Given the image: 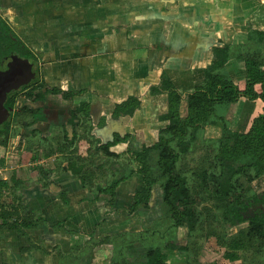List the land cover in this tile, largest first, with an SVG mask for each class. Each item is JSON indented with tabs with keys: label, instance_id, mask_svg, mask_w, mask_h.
<instances>
[{
	"label": "crops",
	"instance_id": "1",
	"mask_svg": "<svg viewBox=\"0 0 264 264\" xmlns=\"http://www.w3.org/2000/svg\"><path fill=\"white\" fill-rule=\"evenodd\" d=\"M0 11L41 62L48 89L75 93L70 100L48 95L40 105L48 119L21 125L12 147L0 146V188L13 193H6L2 209L17 210L24 217L42 216L45 222L26 233L36 244L43 241L48 253L59 242L72 248L92 234L95 239L114 235V225L122 228L120 233L128 232L126 220L114 223L107 196L95 203L90 191L118 176L121 168L137 171L133 153L159 140L167 125L162 117L168 112L169 96L152 88L164 75L182 93L181 114L186 116L185 98L205 83L215 49L227 48L221 73L235 85L246 81L247 55L264 61V0H0ZM255 88L262 90L261 84ZM131 97L140 102L134 114L118 113V106ZM84 104L88 115L78 114L74 127L73 112ZM216 109L219 123L207 125L201 133L206 141L222 136V123L234 132H248L263 113L264 101L241 97ZM73 135L74 144L67 143L66 136ZM116 138L120 141L110 150L120 157L112 159V171L110 159L98 147ZM12 158L18 164L9 178L10 168L4 163ZM73 162L85 165L87 186L69 168ZM139 182L138 177L121 182L116 202H134ZM153 200L154 195L150 207ZM93 212L102 214V232L99 223L87 231L85 216L89 220ZM60 223L64 226L58 227ZM92 253L90 264L111 262L110 245ZM51 256L34 249L18 232L0 229V264H60Z\"/></svg>",
	"mask_w": 264,
	"mask_h": 264
},
{
	"label": "trees",
	"instance_id": "2",
	"mask_svg": "<svg viewBox=\"0 0 264 264\" xmlns=\"http://www.w3.org/2000/svg\"><path fill=\"white\" fill-rule=\"evenodd\" d=\"M14 37L16 42L8 37H3L4 53L7 54L14 50L25 56L27 53L31 56L32 54L28 52L23 42L15 34ZM227 53V48L214 50L215 59L212 66L206 70L205 83L192 93L187 94L185 98L187 101L186 116L181 114V105L184 101L182 93L176 89L167 76L162 77L161 84L152 88L154 93L166 92L169 96V109L162 117L167 125L160 130L159 140L153 146L144 147L140 152L133 153L134 160L138 164L137 171L126 168L117 169L119 175L104 184L98 185L94 191H90L89 199L97 203L102 198L100 196L105 195L107 196L105 198L106 202L114 206L117 188L121 182L138 177L140 182L135 191L134 203L129 210V214H133L139 208L148 209L150 207L149 203L153 188L160 185L163 203L172 219V226L174 228H186L190 236L196 233L200 225L201 213L198 207L205 201L212 200L221 209L223 222L231 227L248 223L246 229L240 230L237 236L230 240L224 241L223 238H218L221 244H225L233 251L228 253L226 257L231 261H235L239 258V251H247L258 244L264 247V213L258 211L253 217L249 213H244L249 202L254 201L264 204V199L261 197L262 195L254 194L248 197L245 193L246 190L240 191V188H242L240 179L242 177L248 179L249 184L254 180L264 178V110L254 120L251 129L245 133L234 132L222 123V136L210 142L217 145L216 153L210 160V165L202 166L201 169L193 171L194 185H190V179L179 168L181 159L196 147L204 128L207 125L219 123L216 120L218 105L235 103L241 97L250 100L260 98L264 101V71L262 70L264 61H259L257 58L247 55L245 57L246 81L242 85H235L224 79L221 73L225 62L228 60ZM257 84H261V92L256 91ZM50 92L61 94L66 100L72 99L75 95L73 91L64 92L60 88H53ZM45 95L40 89H37L36 93L32 91L28 93V96L35 102L45 100ZM139 103L137 98L131 97L119 105L117 111L118 113L133 115L138 109ZM30 111L35 113L34 110L28 107L23 109V112L26 113ZM80 113L88 115L87 105H81L79 109L73 112L71 123L74 127L77 126L74 120L78 119ZM37 120L36 117L29 126ZM11 135L10 125L5 124L1 127L0 146L7 147ZM66 140L67 143L74 144L76 136L73 135L72 139L66 136ZM119 141L120 139L116 138L114 141L98 147L110 159L108 163L112 166V171L116 168L114 166L116 163L112 159H118L120 156L113 153L110 148ZM105 167L106 165H102L101 169ZM69 168L74 175L81 179L84 187L88 185L89 172L84 170V164L73 162ZM60 196L64 199L65 192H61ZM65 201L66 199H64ZM20 206L22 207V205ZM245 215L249 218H245ZM0 221V229L18 232L21 236L28 238L34 249L48 254L45 248L33 242L26 233V229L38 228L42 222H45L42 216L24 217L17 210L7 211L2 209L0 211ZM57 226H64V223ZM75 227L77 228V226ZM69 230L70 232L76 231ZM77 231L79 232V230ZM91 238L94 240L93 234ZM111 241L110 236H105L93 243L100 247L110 244ZM128 247L133 250V253L135 252L131 262L126 260L127 258L120 262L114 260L113 257L109 264H169L168 253L160 248L143 247L142 249L135 247L133 244ZM166 249L190 251L188 246L175 244H168ZM25 250L27 249H22V251ZM59 256H63V254L60 253ZM86 263L90 264L91 260L87 259Z\"/></svg>",
	"mask_w": 264,
	"mask_h": 264
},
{
	"label": "rangeland",
	"instance_id": "3",
	"mask_svg": "<svg viewBox=\"0 0 264 264\" xmlns=\"http://www.w3.org/2000/svg\"><path fill=\"white\" fill-rule=\"evenodd\" d=\"M21 105H23V102H21ZM23 117L25 116L23 115L21 118ZM19 127L20 126H18V128ZM13 128L11 132V139L8 143V146L10 147L13 145L12 140L15 138L17 132H19L18 128L15 130ZM198 140L199 141L193 151L184 156L179 162V168L182 170L183 174H186V176L190 179V185H194L195 183L193 171L201 169L202 166L205 167L210 165V160L216 153L217 148L216 144L202 139L201 135ZM0 151H2L1 147ZM7 152L8 150L5 151V153ZM1 153L2 152H0V156L2 155ZM12 160L13 163L11 162L9 164V161ZM15 161L14 158H12L8 159V163H4L6 167L10 168L8 172L9 178L15 176V173L12 174L13 167H16V164H18V161ZM19 163H22V160H20ZM125 165L127 167V162ZM27 167L28 168L26 169L30 168L28 165ZM45 175L47 176V172H45ZM44 179H46V177ZM247 180L248 179L244 177L240 179V184L242 186L240 191L246 190V196L249 197L254 194H261L264 192V178L254 180L251 184H249ZM158 186L160 185H156L153 188L152 195H154V200L151 207L146 209V211H144V208L142 207V210L139 208L133 214H129L130 207L134 202L128 203L126 200H123L122 202H118L117 200L116 202L115 199L114 206L109 204L112 207V212L114 213V223H123L124 220L129 223L126 225L128 232L120 233L122 228H120L118 224L117 227H114L115 225L111 226L110 230L113 231L112 233H114V235L110 236L112 241L110 244H107L112 247L113 254L111 256V260L114 257V260L122 262L125 258H127L126 260L131 262L132 256L135 255V252L133 253V250H130L128 246L133 244L135 247L142 249L143 247L162 249L169 255V264H264V247L259 246V244L247 251H239V258L235 261H231L226 257L228 253L233 251L225 244H221L218 241V238L221 237L224 241H228L237 236L240 230L246 229L248 227V223H244L237 227H231L229 224L223 222L221 209H219L217 207V203H214L212 200L205 201L198 207L201 213L200 225L193 236H190L188 230L184 227L174 228L172 226V219L170 218L167 208L163 203L162 190ZM8 192L13 195L12 191H4L3 188H0L1 210L4 208V200L7 195L6 193ZM8 197L12 198V196ZM87 215L85 216L86 220H84L87 231H91V229H93V227L95 228V226L99 223L101 227L103 226V228H99L100 232H102L105 227L104 224L102 225V223H100V220H102L100 215L102 214L99 212H93L91 215L92 219L90 218L89 220L87 219L89 215ZM71 224L74 227L76 226L75 223ZM84 239L86 240L84 241ZM84 239H82L79 244L75 242L76 244H74L72 248L71 246L67 247L59 242V245L55 249L53 248L55 246L50 247L53 252L48 253V255H52L51 260H53L56 256L58 261L60 260V264H87V259L91 260L92 258V251L98 248V246L94 245L93 242L97 241L99 238H94V240H92V238L86 237ZM42 242L43 241H39L38 244L45 248V244ZM168 244L188 246L190 251L168 250L166 249ZM60 253H62L63 256H60L59 258ZM40 259L41 260L38 259V262L42 263V258Z\"/></svg>",
	"mask_w": 264,
	"mask_h": 264
},
{
	"label": "flooded vegetation",
	"instance_id": "4",
	"mask_svg": "<svg viewBox=\"0 0 264 264\" xmlns=\"http://www.w3.org/2000/svg\"><path fill=\"white\" fill-rule=\"evenodd\" d=\"M6 27L10 29V31H8ZM14 34L17 38H19L15 33L11 22L8 19H6L0 11V75L6 72L9 68V65H11V63H13L14 60H17L18 57L29 60L30 62L34 63L33 70L34 72H36V76L30 82H28L26 85L18 89H12L7 94L4 107L10 112V114L9 117L2 123V125H0V128L3 127L5 124L10 125L11 132L13 127H14L13 129L15 130L18 128V126L29 125L30 123H32V121L35 120L36 117L38 118V120L35 123L41 120L48 119L44 111V108H42L40 105L46 102V100L48 99V95L53 94L52 92H50L51 89H48L47 85L45 84L44 80L41 77V69H40L41 62L38 60V58L36 57V55L33 53V51L29 46L23 43L25 47L28 49V52L33 56L27 55L28 53L27 54L25 53L26 54L25 56L21 52H17L14 50L7 54L4 53L3 37H8L9 39L14 40L16 42V38L14 37ZM14 77H15V73L12 80H9V82L14 81L15 80ZM37 89L42 90L46 94L45 100L42 101L39 100L35 102L33 101V99H31V97L28 96V93H30L31 91L36 93ZM21 102H23V105H21ZM25 107L34 110L35 113H32L31 111L28 113L23 112V109ZM23 115L25 117L21 118ZM259 195H262L261 197H263L264 199V192H262ZM246 208L247 209L246 211H244V213H249L251 217L255 216V214L258 211L264 213L263 203L260 204L251 201L248 203ZM245 218H249V217L245 215Z\"/></svg>",
	"mask_w": 264,
	"mask_h": 264
},
{
	"label": "water",
	"instance_id": "5",
	"mask_svg": "<svg viewBox=\"0 0 264 264\" xmlns=\"http://www.w3.org/2000/svg\"><path fill=\"white\" fill-rule=\"evenodd\" d=\"M34 63L29 60L17 58L14 60L6 72L0 75V125L9 117L10 112L4 107V103L7 98V94L12 89H18L28 82H30L35 76ZM15 73V80H12Z\"/></svg>",
	"mask_w": 264,
	"mask_h": 264
}]
</instances>
